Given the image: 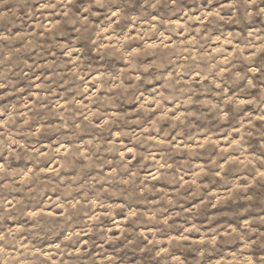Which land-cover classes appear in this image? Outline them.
Here are the masks:
<instances>
[{
    "label": "clouds",
    "instance_id": "9594fccd",
    "mask_svg": "<svg viewBox=\"0 0 264 264\" xmlns=\"http://www.w3.org/2000/svg\"><path fill=\"white\" fill-rule=\"evenodd\" d=\"M0 264H264V0H0Z\"/></svg>",
    "mask_w": 264,
    "mask_h": 264
}]
</instances>
